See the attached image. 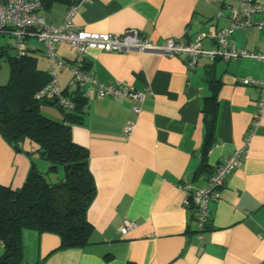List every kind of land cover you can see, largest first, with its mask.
I'll use <instances>...</instances> for the list:
<instances>
[{"label": "crops", "instance_id": "1", "mask_svg": "<svg viewBox=\"0 0 264 264\" xmlns=\"http://www.w3.org/2000/svg\"><path fill=\"white\" fill-rule=\"evenodd\" d=\"M238 3L89 0L74 23L90 32L120 34L135 28L154 41L191 40L201 31L228 26L230 8ZM68 5L69 0H43L40 13L59 24ZM232 36L239 49L264 51V31L257 27L236 30ZM27 41L38 66L48 70L43 45L33 33ZM4 45L0 41V52H7ZM202 45L215 44L204 38ZM57 52L72 66L87 63L99 82L124 81L144 92L145 99L138 114L126 97L88 100L87 115L72 125V134L89 151L97 187L87 211L93 227L91 242L83 248L57 249V235L25 229V264L26 255L33 264H264V84L240 81L252 77L264 82V62L201 58L191 68L181 57L135 49L89 48L77 56L64 43ZM212 68L219 81L216 122L206 155L209 171L199 173L206 132L202 107L213 92L205 76ZM59 78L63 91L73 89L70 71L62 70ZM57 109L48 104L45 114L59 118ZM256 120L249 156L225 178L220 199L210 204V222L200 238L196 212L185 207L181 184L203 185L216 166L242 145ZM129 121L135 125L127 137L124 128ZM32 161L41 171L48 167L38 155L16 152L0 134L1 184L21 187ZM123 218L136 224L126 234L120 230Z\"/></svg>", "mask_w": 264, "mask_h": 264}, {"label": "trees", "instance_id": "2", "mask_svg": "<svg viewBox=\"0 0 264 264\" xmlns=\"http://www.w3.org/2000/svg\"><path fill=\"white\" fill-rule=\"evenodd\" d=\"M33 32L31 29L25 36V54L0 52L10 66L8 81L0 84V134L16 152L38 155L47 160L48 167L41 171L32 161L21 187L0 183V264L25 263V229L57 235V249L83 248L90 244L93 234L87 211L97 187L89 168V151L76 143L72 134V125L81 123L87 115L88 99L78 83L62 93L71 102L70 107L56 97H37L48 84L50 73L41 69L29 52L27 39ZM76 66L85 72L90 70L87 63ZM214 74L212 68L205 76L213 92L205 97L202 107L206 132L199 173L209 171L206 155L215 128L219 82ZM48 104L58 108L59 118L45 114Z\"/></svg>", "mask_w": 264, "mask_h": 264}, {"label": "built area", "instance_id": "3", "mask_svg": "<svg viewBox=\"0 0 264 264\" xmlns=\"http://www.w3.org/2000/svg\"><path fill=\"white\" fill-rule=\"evenodd\" d=\"M89 0H69L64 19L59 24H53L46 20L40 13L43 0H0V32L8 33L11 37V46L18 56L25 54L27 44L26 34L31 29L38 41L44 45L49 62L50 79L48 84L37 93V97L45 95L56 97L59 102L70 107L71 102L62 93L60 87V72L70 71L71 84L78 83L84 96L89 100L97 97H126L132 100L131 110L134 114L141 111V104L145 99V93L133 88L124 81L116 80L111 83L99 82L93 72H85L77 66L65 62L57 52V46L67 44L77 55H83L89 48H98L106 51L155 52L168 57H181L186 64L194 68L201 58L220 59L225 62L237 58H248L253 61L264 62V51L239 49L233 39L236 30L257 27L264 31V4L257 0H239L238 6L230 8L229 25L217 30L199 32L191 40H181L172 37L161 41L139 35L135 28H128L120 34L98 33L85 30L74 23L80 7ZM210 1V0H207ZM204 38H210L214 47L205 48L202 45ZM243 84H264L252 77L240 80ZM264 87V86H263ZM259 118V113L257 115ZM258 120L247 130L243 143L229 156L224 158L215 168L212 174L206 178L203 185L196 186L184 181L181 184L185 192L183 203L187 208H193L196 212L197 226L200 230V238L211 217L210 204L220 199L221 188L225 178L238 166L242 159L249 156L252 139L255 135V125ZM135 123L129 121L124 132L127 137L133 131ZM136 226L135 222L123 218L120 224L122 234H126Z\"/></svg>", "mask_w": 264, "mask_h": 264}, {"label": "rangeland", "instance_id": "4", "mask_svg": "<svg viewBox=\"0 0 264 264\" xmlns=\"http://www.w3.org/2000/svg\"><path fill=\"white\" fill-rule=\"evenodd\" d=\"M5 35V36H3ZM9 36V37H8ZM8 36L6 34H2L0 33V41L3 43V44H6L8 45L7 42H11V37L10 35L8 34ZM10 38V39H9ZM4 45V46H6ZM4 49H6L7 52L9 53H12L14 50L12 48L11 45H8L6 47H3ZM9 70H10V66H9V63L8 61L6 60V55H2L0 56V84H5L7 81H8V77H9ZM50 116V115H49ZM46 160V159H45ZM45 162V161H44ZM50 173V172H48ZM53 174H50V176H52ZM28 253L30 254V249L28 250ZM27 257V262L28 264H33V263H30L29 262V258H28V255H26ZM25 264V263H24Z\"/></svg>", "mask_w": 264, "mask_h": 264}, {"label": "clouds", "instance_id": "5", "mask_svg": "<svg viewBox=\"0 0 264 264\" xmlns=\"http://www.w3.org/2000/svg\"><path fill=\"white\" fill-rule=\"evenodd\" d=\"M37 38V37H36ZM38 40V39H37ZM41 43V42H40ZM10 44H11V42H10ZM42 44V43H41ZM43 45V44H42ZM43 47H44V45H43ZM13 48V47H12ZM45 49V48H44ZM14 50V49H13Z\"/></svg>", "mask_w": 264, "mask_h": 264}, {"label": "water", "instance_id": "6", "mask_svg": "<svg viewBox=\"0 0 264 264\" xmlns=\"http://www.w3.org/2000/svg\"><path fill=\"white\" fill-rule=\"evenodd\" d=\"M56 102V99H54L53 101H52V103H55Z\"/></svg>", "mask_w": 264, "mask_h": 264}]
</instances>
